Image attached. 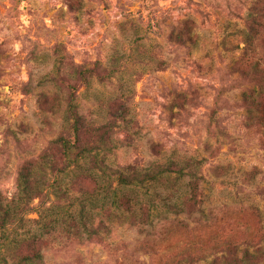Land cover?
I'll return each mask as SVG.
<instances>
[{
	"label": "rangeland",
	"instance_id": "obj_1",
	"mask_svg": "<svg viewBox=\"0 0 264 264\" xmlns=\"http://www.w3.org/2000/svg\"><path fill=\"white\" fill-rule=\"evenodd\" d=\"M254 5L264 0H0L3 197L15 194L23 165L69 136V105L76 104L88 129L108 120L120 93L129 97L134 123L132 137L125 139L119 128L112 136L116 163L203 159L205 177L192 214L169 215L168 223L154 218L155 231L147 235L150 223L134 222L114 207L107 212L108 196L80 204L95 189L84 172L67 198L62 192L70 178L48 174L40 185L49 193L48 201L40 200L45 207L17 214L0 238V264L8 246L29 237L42 238L43 264H264V138L245 127L247 83L233 67ZM259 53L264 56L263 33ZM115 59L116 75L75 80L76 67L104 69ZM214 167L226 172L216 174ZM46 184L62 192L56 196ZM160 187L165 200L169 187ZM171 189L172 202L180 204L185 182ZM82 207L87 230L102 220L109 232L88 236L79 223ZM19 251L26 254L22 246ZM256 252L262 256L255 260Z\"/></svg>",
	"mask_w": 264,
	"mask_h": 264
},
{
	"label": "trees",
	"instance_id": "obj_2",
	"mask_svg": "<svg viewBox=\"0 0 264 264\" xmlns=\"http://www.w3.org/2000/svg\"><path fill=\"white\" fill-rule=\"evenodd\" d=\"M241 33L244 47L241 50V57L233 67H237L235 71L240 80L247 83V89L244 90L241 97V108L246 111L245 127L249 131H262L260 134L264 138V56L261 57L259 53L262 33L264 34V5L252 6L246 16L244 29ZM117 62V59L111 61L109 66L104 69L76 67L75 80L86 81L92 76L99 79L116 75ZM243 66L247 67L248 70ZM128 101L129 97L124 98L121 93L116 95L109 110L106 111L108 120L95 123L94 127L89 123L91 127L88 129L84 118L78 113L76 104L75 106H68L66 118L71 121L67 124L69 136H59L50 143V146L36 162L27 163L19 169L16 178V192L12 197L6 198L0 193V238L6 235L8 226L15 222L23 210L27 213L42 211L45 205L40 200L49 199V193L45 192L40 185L43 181L45 183L44 179L48 174L55 178L60 176L70 178L69 188L63 192L55 184L53 186L46 184L54 188L56 196L58 192H62V196L67 198L68 192L72 190L70 186L75 182L78 173L84 172L83 174L92 181L95 189L89 196L90 200L81 197L80 204L95 201L97 203L100 197L106 198L108 196L111 203L109 207L107 206L106 211L109 212L114 207L134 222L138 219V223L144 225L150 223L149 229L145 231L148 232L147 235L155 231L156 227L151 225L154 218H159L163 223H168L171 221L169 215L178 217L186 214V212L188 215L192 214V209L199 205L197 198L200 197L201 185L205 181L203 159H169L164 163H150L145 167L123 166L114 161L116 146L112 136L115 130L119 128L125 139L132 137L129 127L133 125L134 120L129 115ZM89 133L93 135V140H84L85 135ZM220 134L223 137L228 135L225 130H222ZM206 149L209 156L212 157L213 150L208 146ZM111 159L114 163L109 164ZM59 165L62 168H59ZM85 166L88 168L85 169ZM46 167L49 169V173L46 172ZM212 172L217 174L226 171L225 168L214 167ZM182 182L186 184V197L180 204L173 203L171 198L174 197L172 196L174 192L171 188ZM162 183L169 187L165 189L167 191L165 200H162L159 195L161 193L156 191L162 188L160 187ZM36 199L40 202L34 209L31 205ZM160 201H164L162 208L157 206ZM96 203L93 204L96 205ZM186 208H191V210L186 211ZM83 217L84 207L80 208L79 223L81 229L88 236L97 238L100 233L107 234L109 232L102 220L87 230V225L81 220ZM42 243V238L38 237L20 239L12 246L7 247L2 256V261L4 264H43V256L37 250L38 245ZM21 246L26 249L24 255L20 251L16 252ZM260 253L256 252L255 255L251 256L256 260L262 256Z\"/></svg>",
	"mask_w": 264,
	"mask_h": 264
}]
</instances>
